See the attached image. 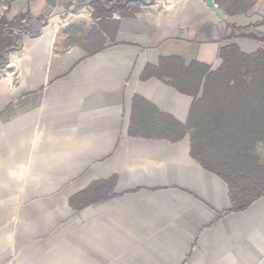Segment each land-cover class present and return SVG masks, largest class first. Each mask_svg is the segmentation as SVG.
Returning a JSON list of instances; mask_svg holds the SVG:
<instances>
[{"label":"crops","instance_id":"obj_1","mask_svg":"<svg viewBox=\"0 0 264 264\" xmlns=\"http://www.w3.org/2000/svg\"><path fill=\"white\" fill-rule=\"evenodd\" d=\"M48 1L0 0L14 23L0 52V264H264V196L230 211L228 185L192 158L189 135L129 134L136 95L183 124L193 101L142 80L147 65L180 56L215 70L224 46L256 52L260 42L231 36L264 28V0L239 14L214 0L227 20L204 0H149L114 13L115 41L93 54L56 45L69 24H96L102 0ZM114 175L113 197L71 206Z\"/></svg>","mask_w":264,"mask_h":264},{"label":"trees","instance_id":"obj_2","mask_svg":"<svg viewBox=\"0 0 264 264\" xmlns=\"http://www.w3.org/2000/svg\"><path fill=\"white\" fill-rule=\"evenodd\" d=\"M119 2H94L92 15L98 22L69 24L60 31L62 44L56 45V49L78 45L93 54L109 40L114 42L118 21L112 19L113 14L133 15L138 11L130 1ZM251 6L249 0H233L231 13H243ZM21 21L18 19V23ZM12 25L0 19V52L11 46L8 36ZM234 36L251 38L261 46L251 54L244 53L236 44L222 47V63L215 70L203 62L187 63L180 56H164L158 66L147 65L142 80L156 77L193 101L183 124L136 95L129 134L172 142L189 135L192 158L226 182L230 211H242L264 196V28L233 29L231 37ZM116 183V175L96 180L72 196L70 204L81 209L109 199L114 196Z\"/></svg>","mask_w":264,"mask_h":264},{"label":"water","instance_id":"obj_3","mask_svg":"<svg viewBox=\"0 0 264 264\" xmlns=\"http://www.w3.org/2000/svg\"><path fill=\"white\" fill-rule=\"evenodd\" d=\"M55 0H49L48 2L54 6L55 5ZM95 0H90L87 2H82L81 6H86L89 5L91 2H93ZM206 2V4L211 7L219 16L222 20H227V16L222 12V10L216 5V3L214 2V0H204ZM123 2V0H121L120 4Z\"/></svg>","mask_w":264,"mask_h":264},{"label":"rangeland","instance_id":"obj_4","mask_svg":"<svg viewBox=\"0 0 264 264\" xmlns=\"http://www.w3.org/2000/svg\"><path fill=\"white\" fill-rule=\"evenodd\" d=\"M157 1L158 0H154V2H157ZM172 1H175V0H162L161 3H160V7H163V6L171 3ZM148 2H149V0H146V1L145 0H136V1L133 2V4H134V6H137V8H139V6L141 8V6H144V3L148 4Z\"/></svg>","mask_w":264,"mask_h":264},{"label":"built area","instance_id":"obj_5","mask_svg":"<svg viewBox=\"0 0 264 264\" xmlns=\"http://www.w3.org/2000/svg\"><path fill=\"white\" fill-rule=\"evenodd\" d=\"M89 21H91V19Z\"/></svg>","mask_w":264,"mask_h":264}]
</instances>
